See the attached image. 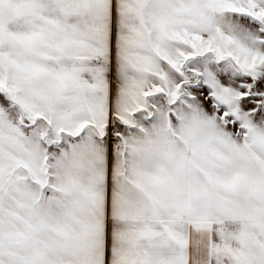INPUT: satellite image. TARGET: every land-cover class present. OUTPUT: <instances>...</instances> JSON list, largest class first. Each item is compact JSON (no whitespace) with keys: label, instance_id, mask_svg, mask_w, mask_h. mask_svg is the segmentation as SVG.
I'll list each match as a JSON object with an SVG mask.
<instances>
[{"label":"snow or ice","instance_id":"6c2138e0","mask_svg":"<svg viewBox=\"0 0 264 264\" xmlns=\"http://www.w3.org/2000/svg\"><path fill=\"white\" fill-rule=\"evenodd\" d=\"M0 264H264V0H0Z\"/></svg>","mask_w":264,"mask_h":264}]
</instances>
